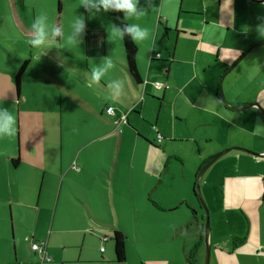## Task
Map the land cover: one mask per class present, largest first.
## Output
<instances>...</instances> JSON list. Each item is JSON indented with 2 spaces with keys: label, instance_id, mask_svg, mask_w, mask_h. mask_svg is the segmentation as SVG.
I'll return each instance as SVG.
<instances>
[{
  "label": "crops",
  "instance_id": "obj_1",
  "mask_svg": "<svg viewBox=\"0 0 264 264\" xmlns=\"http://www.w3.org/2000/svg\"><path fill=\"white\" fill-rule=\"evenodd\" d=\"M258 1L234 0L231 19L221 11L224 0L210 6L208 0H140V17L112 12L114 28L124 21L149 30L146 41H136L142 83H136L129 73L123 38L96 25L100 21L93 16L92 32L86 30L84 36L92 71L78 79L86 84L80 83L79 95L58 94L60 121L56 104L48 101L43 110L29 109L17 116L20 148L10 159L16 182L8 185L17 195L16 202L21 203L33 188L27 182L42 177V190L48 197L57 196L58 204L75 208L61 223L77 226L85 239L92 234L102 243L112 235L100 234L120 231L129 235L128 227L136 234L144 233L149 226L146 220L169 213L168 234L176 239L189 233L194 247V262L189 263L203 264L204 217L200 222L198 208L191 202V193L196 195L200 183L210 209V264H264V116L257 107L246 108L259 104L264 110V45L247 53L224 78L226 104L219 93L220 78L250 48L264 42L254 30L257 18L264 16V4ZM26 3L0 0V29L3 33L12 29L25 43L35 37L30 23L38 18L36 12L33 17L23 15ZM55 27L60 29L59 19ZM1 38V52L14 48L13 40ZM60 38L49 36L48 43L60 44ZM33 50L30 47L21 63L29 61L26 75L40 63ZM63 54L54 53L60 59ZM108 60L112 68L101 81H93L90 72ZM3 75L0 101H17L11 74ZM115 79L123 82L119 95L112 88ZM56 82L61 84L52 81ZM157 82L172 88L158 90ZM63 100L82 108L85 121L70 122ZM207 100L216 102L215 110L205 108ZM108 107L115 108L117 118L126 115L127 122L116 127L106 113ZM103 116L111 119V125ZM158 134L163 137L161 143ZM225 151L229 152L199 180L200 171ZM14 159L19 160L17 165ZM153 195L158 203L151 200ZM134 240L140 239L135 235ZM112 250L105 258L102 255L108 250L101 248V257L80 263L128 264L127 252L126 261L119 263L114 243ZM18 253L14 261L0 255V264H53L31 249ZM140 262L176 264L170 257L143 256Z\"/></svg>",
  "mask_w": 264,
  "mask_h": 264
},
{
  "label": "rangeland",
  "instance_id": "obj_2",
  "mask_svg": "<svg viewBox=\"0 0 264 264\" xmlns=\"http://www.w3.org/2000/svg\"><path fill=\"white\" fill-rule=\"evenodd\" d=\"M26 2L27 7L22 9L23 15L33 17L35 16L34 12H36L37 17L46 16L47 22L53 26H56L59 19L60 29L64 33V38H60V44L57 41H52L41 49L33 50L36 58H39V62L44 65L41 66L39 63L38 67H35V65L32 67L35 69H31L27 75L24 74L20 94H17L15 74L18 73L23 59L27 57L32 46L28 42L21 41L22 39H19L12 29H9V31L4 30L5 33L0 29V37L3 36L1 39H11L14 44L12 50L0 51V80L1 76L3 79L5 78L3 74H11L12 85L15 86L16 98L18 99V102L15 100L0 101V103H3L2 106L11 110L16 118L15 136L0 138V255L8 256L14 261L17 251L19 252L18 256H20L21 250L29 251V240L33 239L36 242L47 243V257L53 260V264H61L62 262L65 264H83L80 262L85 258L95 260L101 257V248L108 250L107 254L102 255V257L106 258L113 251V241L109 240L107 243H102L96 237H91L90 235L92 234H88L85 239L77 226L61 223L62 217L64 219L69 218L75 208L72 205L63 206L62 203L58 204L57 196L48 197L44 189L42 190V177H37L33 182H27L28 186H33V188L29 187L30 189L22 197L21 203L16 202L17 195L14 189L12 191L8 188V185L16 182L14 180L15 172L12 171L13 166L10 163V159H12L11 156L16 157L18 155L20 148V136L17 128L18 114H22L29 109L43 110L44 104L48 101L56 104L58 121H60V98L58 94L63 92L65 96L79 95L81 93L80 89H78L80 83L85 86L86 84L83 80L78 81V79H84L87 70L92 71V59H88L86 55L85 37L76 46H73L71 41L67 39L71 32L72 19L84 16L86 19V30L92 32V27L94 26L92 17L94 16V21L96 19L100 21L96 25L111 31L114 28V14L110 11L96 15L86 11L80 4L81 0H26ZM59 6L61 7L60 11ZM174 44L175 40L173 41ZM0 48L4 49L2 43H0ZM61 52L64 53L63 56L61 59L60 57L57 58ZM37 72L42 74L44 80L38 78ZM90 74L92 75V72ZM39 79H41L40 82ZM33 80H36V83ZM55 80H58L61 84L52 83ZM221 81L222 79L220 78V88L222 87V90H224ZM52 85L55 86V90ZM168 86L171 87L170 85ZM62 87L64 90H62ZM109 92L112 93L111 88H109ZM223 94L225 96L224 91ZM62 103H64L66 110L65 115L70 122L80 124L85 121L84 112H80L82 108L77 107L74 103L69 105L65 100ZM108 116H103V120L111 125V119ZM58 130L57 132L60 133ZM198 185L200 186V183ZM154 197L153 195L151 200L158 203L157 198ZM191 202L194 207L198 208L197 212L199 214L196 216H198L200 222H203L204 217L203 224L205 226L206 210L202 207L193 191L191 193ZM25 204H29L33 208L23 207ZM207 208L210 215L208 205ZM62 210L65 212H62ZM178 212L175 213L177 216H179ZM166 214L169 213H161L146 220V224L149 226L144 233L138 231V234H136L132 228H127L129 235L125 234V236L128 264H142L140 260L143 256L155 257L159 260L170 257V259L176 260V264H190L189 258L194 262L191 255L194 248H191L193 241L187 237L189 233L184 232L179 234L176 239L174 237L171 238L167 227L168 219L171 217ZM152 224L155 225L153 226ZM100 235L101 237L104 235L113 236L111 232H105ZM135 235L140 240L135 242ZM203 264H205V258Z\"/></svg>",
  "mask_w": 264,
  "mask_h": 264
},
{
  "label": "clouds",
  "instance_id": "obj_3",
  "mask_svg": "<svg viewBox=\"0 0 264 264\" xmlns=\"http://www.w3.org/2000/svg\"><path fill=\"white\" fill-rule=\"evenodd\" d=\"M215 0H208V5L214 4ZM234 0H224L221 11L225 12L231 19L234 18V13L230 7ZM140 0H81V6L86 11L100 15L108 12H122L126 17H140L143 12L138 7ZM258 24L255 27V32L258 39H264V16H259ZM31 30L34 31L35 37L30 39L28 43L34 49H41L46 46L49 42V36L64 38V33L61 29L50 25L47 22V17L41 15L36 18L31 24ZM117 36L123 37L125 35L130 36L134 41L143 42L149 38V30L141 27L139 24H126L122 28L116 27L112 29ZM86 35V19L84 16H80L72 19L71 21V32L67 39L71 41L73 46L78 45L83 37ZM112 68L111 60L106 61L101 67L95 68L92 72V80L95 82L101 81L105 74ZM112 88L115 94L119 95L122 88L123 82L119 79L112 81ZM215 101L207 100L205 102V108H211L215 110ZM3 103H0V138L12 137L16 134V118L13 112L9 109L4 108Z\"/></svg>",
  "mask_w": 264,
  "mask_h": 264
},
{
  "label": "trees",
  "instance_id": "obj_4",
  "mask_svg": "<svg viewBox=\"0 0 264 264\" xmlns=\"http://www.w3.org/2000/svg\"><path fill=\"white\" fill-rule=\"evenodd\" d=\"M57 23H58V21H57ZM126 24H128V23L121 21V22H119V27L122 28ZM56 38L58 40L60 37H56ZM122 38H123L124 48H125V52H126V59H127V65H128L129 73L132 76V78L136 81V83H142V79H141L139 69H138V60H137L138 52H139L138 45H137L136 41H134L128 35H125ZM28 65H29V61H25L21 65L18 73L16 74L15 79H16V87H17L18 92L20 90L22 77H23L26 69L28 68ZM18 162H19L18 159L12 160L13 165H17ZM111 240L114 243L116 261L119 263H124L126 261V237H125V235L120 231H115L113 233ZM189 261H191V258H189ZM191 263H192V261H191Z\"/></svg>",
  "mask_w": 264,
  "mask_h": 264
},
{
  "label": "water",
  "instance_id": "obj_5",
  "mask_svg": "<svg viewBox=\"0 0 264 264\" xmlns=\"http://www.w3.org/2000/svg\"><path fill=\"white\" fill-rule=\"evenodd\" d=\"M259 3L264 4V0H259ZM60 6H59V11H60ZM260 45H264V42L258 44L257 46L250 48V50H248L245 54H243L229 69V71L223 76V79L221 81V85L223 83L224 78L233 70V68H235L245 57V55L249 52H251L252 50H254L255 48L259 47ZM220 92V98L221 100L226 104V100L223 94V90L222 87L219 90ZM252 107H257L259 108L260 112L262 113V115L264 116V110H262L259 106V104H252L247 106L246 108H252ZM237 150L249 153V154H254L253 152L247 151L246 149H240V148H236ZM229 151H225L222 154H220L219 156H217L214 160H212L211 162H209L199 173L198 175V179L200 180V178L202 177V175L208 170L209 167H211V165H213L215 163V161H217L219 158H221L224 154L228 153ZM195 193L196 196L198 197L199 202L201 203L202 207L206 210V224H205V244H206V254H205V264H210V257H211V247L209 244V234H210V215H209V211L207 208V205L205 203V200L201 194V190H200V186L197 185L195 188Z\"/></svg>",
  "mask_w": 264,
  "mask_h": 264
},
{
  "label": "built area",
  "instance_id": "obj_6",
  "mask_svg": "<svg viewBox=\"0 0 264 264\" xmlns=\"http://www.w3.org/2000/svg\"><path fill=\"white\" fill-rule=\"evenodd\" d=\"M155 87L158 90L169 89L170 88L167 84H163V83H160V82L155 83ZM106 113H107V115H109L110 117L113 118L114 124L116 125V127L122 125V123H126L127 122L128 118H127L126 115H123V116H121L119 118L116 117V110L113 107H108L106 109ZM153 129L156 131L155 127H153ZM157 141L159 143H161L163 141V137L160 134L157 135ZM29 241H30V249H31L32 252H34V253L38 254L39 256H41L43 258L44 262H52V259L48 258L46 256V254H47V243L36 242V241H33V240H29ZM106 241H108V239H104V242H106ZM102 251H104V249Z\"/></svg>",
  "mask_w": 264,
  "mask_h": 264
}]
</instances>
